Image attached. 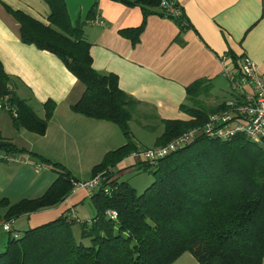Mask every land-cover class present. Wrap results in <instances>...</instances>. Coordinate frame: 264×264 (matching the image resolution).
Here are the masks:
<instances>
[{
    "label": "trees",
    "instance_id": "1",
    "mask_svg": "<svg viewBox=\"0 0 264 264\" xmlns=\"http://www.w3.org/2000/svg\"><path fill=\"white\" fill-rule=\"evenodd\" d=\"M45 1L51 8L48 23L4 5L20 25L21 40L56 54L84 85L71 109L115 123L127 143L108 152L92 169V177L105 170L108 174L93 192L97 214L90 222L66 214L24 230L19 238L8 236L0 252V264H172L186 252L200 264H264V145L244 134L229 140L202 135L156 164L141 162L139 169L154 176L144 191L139 193L129 183L119 182L110 168L137 149L130 121L139 102L121 89L117 74H104L93 67L84 23L72 22L66 0ZM116 1L143 10L139 27L122 30L133 44L138 42L151 13L175 20L182 30L190 27L178 0L173 1L182 9L179 16L167 12L162 0ZM95 8L96 3L88 18ZM201 83L188 88L191 104L181 105L192 119L162 120L164 131L156 145H165L194 126L204 125L210 114L227 108V101L220 107H206L199 97L209 93ZM232 95L242 99L234 91ZM0 104L16 109V116L8 110L16 126L38 135L46 133L57 105L46 101L45 116L40 117L16 94L1 60ZM3 149L25 151L0 138ZM34 155L52 166L58 173L56 180L38 198L16 203L6 197L0 199V218H18L61 203L73 191V182L79 181L61 163ZM108 209L116 210L118 216L108 217Z\"/></svg>",
    "mask_w": 264,
    "mask_h": 264
},
{
    "label": "crops",
    "instance_id": "2",
    "mask_svg": "<svg viewBox=\"0 0 264 264\" xmlns=\"http://www.w3.org/2000/svg\"><path fill=\"white\" fill-rule=\"evenodd\" d=\"M66 2L72 22L70 6L78 14L73 23H84L93 67L104 74H117L121 89L139 102L130 123L135 121L141 131L150 132L153 141L151 146L143 145L133 132L137 148L156 147V140L164 131L162 120L192 119L181 105L191 104L188 88L197 82L201 81V86L209 93L199 97L208 108L220 107L233 99L232 87L226 89L223 84L226 78L222 74L221 56L230 57L238 65L249 57L264 75V0H178L190 27L182 30L175 20L151 13L136 44L123 35L122 30L142 24L144 14L140 6H128L116 0ZM95 3L91 19L98 15L105 26L89 23ZM2 4L45 23H48L51 8L45 0H0V60L16 94L38 107L40 117L45 116L46 101L57 104L44 135L21 130L24 149L65 165L79 181L91 179V168L108 152L125 145L127 139L115 123L71 109L82 95L84 85L56 54L23 42L19 23ZM208 98H213L210 104L205 100ZM4 151L0 150V167L8 168L3 164L8 162L2 158ZM20 153L8 152L13 156ZM21 157L28 164H38L24 151ZM141 162L126 156L114 168V178L128 171H141ZM83 170H90L89 177L82 179L75 175ZM56 178L30 184L28 188L39 195H29V198L42 196ZM92 196L86 189H73L61 203L22 215L15 227L21 221L26 230L66 214L80 222H90L97 214ZM5 197L11 201L9 195Z\"/></svg>",
    "mask_w": 264,
    "mask_h": 264
},
{
    "label": "built area",
    "instance_id": "3",
    "mask_svg": "<svg viewBox=\"0 0 264 264\" xmlns=\"http://www.w3.org/2000/svg\"><path fill=\"white\" fill-rule=\"evenodd\" d=\"M162 7L172 15L179 16L182 13L180 6H176L173 0H162ZM90 24L105 26V21L96 16L89 20ZM223 64V76L230 82L236 99L227 102V108L208 116L206 123L202 126H194L188 131L183 132L165 145L152 148H137L133 150L128 158L139 159L142 162L156 164L159 160L176 152L195 141L199 136H207L220 140H229L236 134H244L256 143H264V75L259 71L258 64L245 57L243 62L238 65L230 57L221 56ZM8 98V97H7ZM0 108L11 110L16 116V109L10 105ZM2 158L7 161L14 159L13 155L5 152ZM16 159V158H15ZM102 172L86 181H74V189L83 188L93 193L101 187L103 181ZM109 193V187L105 188ZM106 215L112 219L118 216L116 210H106ZM0 231L8 234L12 238H19L21 233L15 229L14 220L0 219Z\"/></svg>",
    "mask_w": 264,
    "mask_h": 264
},
{
    "label": "rangeland",
    "instance_id": "4",
    "mask_svg": "<svg viewBox=\"0 0 264 264\" xmlns=\"http://www.w3.org/2000/svg\"><path fill=\"white\" fill-rule=\"evenodd\" d=\"M3 6L5 7V5ZM70 11H71V15L73 18V22H75V19L76 17H78V14L75 13L74 9L73 10L71 9V6H70ZM225 80L223 81V84L226 87V89L231 88L230 82L227 79ZM205 100L208 104H210L209 102H211L213 98H208ZM32 107L34 111L39 115V108L34 107V104L32 105ZM7 111L4 108H0V127H1L0 128V136H1L0 138H2L3 140L11 139V140H14L11 143L14 144L16 142L17 144L20 145L19 147L24 146V144L21 141V137H20L21 130H26L25 132H27L28 134H34V133L25 128H19L18 126H16L14 124L13 116L11 115L10 112H7ZM130 128H131L132 134L134 132L135 135H137L138 139L141 140L143 145L151 146V143L153 140H152V136L150 135V132L141 131V129H139L138 126L135 124V121H132L130 123ZM9 140H6V141H9ZM262 145H264V143ZM157 146H161V145H156V147ZM21 148H25V146ZM25 150L27 151H24V152L28 153V155H30L32 159H34L35 162H37L38 164L31 165V164H28V162H25V159H22L21 157V154L23 151L17 156H13L14 159H12L11 161L3 162L4 165L6 166L8 165V168L0 167V199H2V197H5L6 195L10 196L12 203L19 202L22 199H31L29 198V195H39V194H37L38 192H35L33 189L28 188L30 184L34 183L35 181L37 182L44 181V180L49 181V179H52L53 181L57 177L58 173L54 169H51L52 166H49L48 164L44 163L41 160V158L37 155L35 156L33 154L34 152L30 151V149L26 148ZM5 152L7 151H4L2 155H4ZM104 157L105 156H103L100 163L103 161ZM98 164H95V165H98ZM9 165L14 166V167L15 166L23 167V169L21 171H17L15 170L14 167L9 168ZM93 167L91 168V170L93 169ZM67 170L69 171L68 168ZM110 170L111 172L113 171V173H115L114 168H110ZM102 172H105L103 175V180H104L108 173H106V170L101 171L100 173ZM117 173L118 171H116V174ZM75 175H77L79 178L84 179V177H89L90 170H83L82 172L80 173L78 172ZM117 179L119 182L128 181L129 185L133 188H136V190L140 193L153 182L154 176L151 171H145V170L128 171V173L120 175V177ZM52 181L50 182V184L52 183ZM40 188L42 187L40 186ZM24 197H27V198H24ZM19 218H21V216L18 218L12 216L11 220H14V222H16V220H18ZM0 219H5V218H0ZM15 229L17 230L18 233H22L23 232L22 230H24L25 227L22 226L21 221H18ZM74 230H75L76 236H79L78 228L76 226L74 227ZM8 236H9L8 234L0 231V252L5 249V242L7 241L6 238ZM177 260H176L177 262L176 263L174 262L173 264H200L190 252L184 253L183 256Z\"/></svg>",
    "mask_w": 264,
    "mask_h": 264
}]
</instances>
